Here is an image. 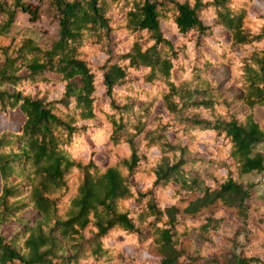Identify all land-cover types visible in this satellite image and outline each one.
I'll return each mask as SVG.
<instances>
[{
    "label": "trees",
    "instance_id": "16d2710c",
    "mask_svg": "<svg viewBox=\"0 0 264 264\" xmlns=\"http://www.w3.org/2000/svg\"><path fill=\"white\" fill-rule=\"evenodd\" d=\"M258 108L264 0H0V264H264Z\"/></svg>",
    "mask_w": 264,
    "mask_h": 264
},
{
    "label": "rangeland",
    "instance_id": "374dc122",
    "mask_svg": "<svg viewBox=\"0 0 264 264\" xmlns=\"http://www.w3.org/2000/svg\"><path fill=\"white\" fill-rule=\"evenodd\" d=\"M16 24L18 26H33L37 27L38 29L45 28L47 26H51L54 29V25H49L48 18L46 16H42L41 20H38L34 23L29 21V15L27 13H21L16 18ZM225 71L223 68L218 70V77H223ZM258 116L264 118V108L257 109ZM6 118V119H5ZM20 114L19 112L15 111L12 112L9 117H6L4 114L0 113V129L5 126H11L19 122Z\"/></svg>",
    "mask_w": 264,
    "mask_h": 264
}]
</instances>
